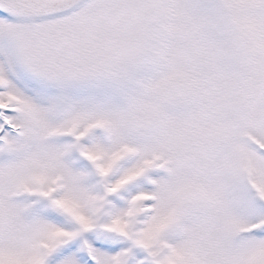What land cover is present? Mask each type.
I'll return each mask as SVG.
<instances>
[{
  "label": "snow or ice",
  "instance_id": "1",
  "mask_svg": "<svg viewBox=\"0 0 264 264\" xmlns=\"http://www.w3.org/2000/svg\"><path fill=\"white\" fill-rule=\"evenodd\" d=\"M0 264H264V0H0Z\"/></svg>",
  "mask_w": 264,
  "mask_h": 264
}]
</instances>
